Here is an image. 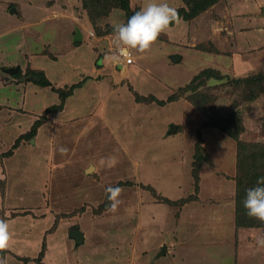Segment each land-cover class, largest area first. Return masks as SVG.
<instances>
[{"label": "rangeland", "instance_id": "374dc122", "mask_svg": "<svg viewBox=\"0 0 264 264\" xmlns=\"http://www.w3.org/2000/svg\"><path fill=\"white\" fill-rule=\"evenodd\" d=\"M55 1L67 2L13 0L15 15L0 0V34L18 24L0 38V218L13 233L0 257L7 264H264L256 244L264 222L235 210L237 141L201 124L204 111H233L242 125L237 139L264 144V78L253 99L245 79L264 74V0L244 1L259 7L242 21L217 0L182 21L183 44L162 33L149 51L130 50L133 63L118 71L113 25L125 15L116 0H85L88 12L73 0L91 29L79 41L69 29L80 25L76 16L42 18ZM130 1L140 9L148 2ZM98 55L100 63L108 57L91 79L101 91L84 82ZM9 65L18 70L1 69ZM206 68L210 75L199 76ZM57 89L68 91L63 105L48 111L60 103ZM108 186L123 189L116 212ZM211 226L217 231L207 233ZM75 228L85 237L78 246L68 235ZM162 245L169 253L156 256Z\"/></svg>", "mask_w": 264, "mask_h": 264}, {"label": "clouds", "instance_id": "9594fccd", "mask_svg": "<svg viewBox=\"0 0 264 264\" xmlns=\"http://www.w3.org/2000/svg\"><path fill=\"white\" fill-rule=\"evenodd\" d=\"M173 23L177 25L182 23V17L177 8L169 6L163 0H148L147 4L134 12L126 23L113 25V43L122 52L136 50L143 53L149 51L159 36L165 33ZM59 151L64 153L67 149L61 147ZM109 159L110 167L118 163L115 157ZM0 179H3V176H0ZM105 191L108 194V200L111 201L109 206L111 211L116 212L122 202L119 197L123 189L119 186H108ZM243 207L249 217L264 222V177L258 178L256 186L246 189ZM12 240L13 233L10 231L9 223L0 218V252L8 250ZM256 244L264 247V236H258ZM0 264H7L6 258L0 257Z\"/></svg>", "mask_w": 264, "mask_h": 264}, {"label": "trees", "instance_id": "16d2710c", "mask_svg": "<svg viewBox=\"0 0 264 264\" xmlns=\"http://www.w3.org/2000/svg\"><path fill=\"white\" fill-rule=\"evenodd\" d=\"M81 1L82 6L86 8L88 12L86 1ZM216 1L217 0H182L185 5L183 6V4H181L177 7V10L179 11V14L183 20H188L209 8ZM113 6H118L124 11L125 23L127 22V19L134 14V12L140 10V8H132L130 6L129 0H116V4H113ZM99 58L100 57L98 55L96 62L99 61ZM35 73L41 75L42 84H50L49 80L41 70L38 73L35 71ZM208 73L210 75L211 71L209 68H206L203 69L201 73H199V76ZM262 78H264V74L253 75L251 77L245 78L250 84L249 99L257 97L258 93H260V90H256L255 87L260 85L258 83L262 81ZM259 88L262 89V87ZM57 91L59 92L58 96L60 98V103L51 104L50 107L47 108L48 111L60 110L63 105V100L66 97L68 91L64 92L63 89H57ZM190 99L193 102L195 101L193 100V96H190ZM196 106L200 109L203 108L201 104H198V102ZM203 113L205 114V119H203L201 122L202 126H217L222 130H226L228 134H230V136L235 138L237 141V154L235 159L236 175L234 177L235 210L236 213H239V211L240 213L242 212L241 214L245 215V219L252 220L253 218L246 214V210L243 207V199L245 197L246 189L256 186L258 178L264 177V144L257 142H242L241 140L237 139V134L240 131L242 125L241 120L235 112L232 111L224 117L212 116V113H205V111ZM232 123H234L236 126L230 127ZM31 129L35 130L33 127ZM229 129L232 132H230Z\"/></svg>", "mask_w": 264, "mask_h": 264}, {"label": "crops", "instance_id": "0c3cea01", "mask_svg": "<svg viewBox=\"0 0 264 264\" xmlns=\"http://www.w3.org/2000/svg\"><path fill=\"white\" fill-rule=\"evenodd\" d=\"M9 1V3L10 4H3L4 5V8L2 9L3 10V12L5 13V14H15V15H17L18 14V8H20V6L19 5H16V4H13V3H11V2H13V0H8ZM247 1V0H226V2H227V4H226V10H227V15H228V17H230V18H239L241 21H242V18H246L247 16H248V11H250V9L252 8V9H254L255 10V7H259L257 4L256 5H254L253 4V7L250 5V6H248L249 5V3H250V0H248L246 3H248V5H246L245 4V2ZM73 3V0H67V2H65L64 4L63 3H58V2H53V3H51V5H50V8H46V9H44L45 10V12H44V15L45 16H42V18H45V19H52V18H50V17H53V18H56V17H59V16H76V18H77V21H79L78 23L80 24L79 26H77V22H76V20H74V21H72V23L70 24V31H74L73 32V35H74V33H75V28H78L79 30H80V32H81V36H82V40H83V38H84V35H83V30H85V29H87L86 31L87 32H89V30H91L90 29V27H88L87 28V24H88V26H90V23H89V21H88V17H86V20H84L83 19V16L85 15V14H83L82 16H79L80 14H82L81 12H80V14L79 13H76L77 15H75L74 14V11H75V7H74V4H72ZM76 3H77V5L78 6H80L81 7V10H85V8L82 6V1L81 0H76ZM50 4V3H49ZM5 5H6V7H5ZM14 5V6H13ZM130 5H133L132 4V2L130 1ZM8 6V7H7ZM14 7L15 9H16V11L15 12H10V11H8V8L9 7ZM251 7V8H250ZM224 9H222V12L221 13H223L224 14ZM198 17V16H197ZM247 20V19H246ZM245 20V21H246ZM182 21H186V20H183L182 19ZM228 21H229V23H230V25H232V26H235V20H229L228 19ZM248 21V20H247ZM246 21V22H247ZM76 22V23H75ZM189 23V22H188ZM18 24H14V25H11V26H8V25H5L4 26V31L5 32H7V33H1L0 34V38H1V36H4L5 34H8L9 32H11V30L13 29V28H16V26H17ZM184 24H182V23H180L179 25H177V24H175V23H173L172 25H170V27H169V29L167 30V32H165L166 33V38H167V40H169V41H171V42H174V43H178V42H180V45L181 44H183L184 42H183V40H182V38H183V34H184V26H183ZM231 26V27H232ZM57 27H58V25H57ZM53 28V27H52ZM178 29H179V31H178ZM94 36V35H93ZM95 37V36H94ZM104 42V41H103ZM199 42V41H198ZM99 43H101V42H99ZM105 43V42H104ZM104 43H103V45H104ZM47 45H49V43H46ZM112 44H114V43H112ZM45 45V44H44ZM192 45H193V43H192ZM241 45H243V44H241ZM179 46V45H178ZM99 47H101V45H99ZM2 50H4V49H2V47L0 48V51H2ZM100 51H102V50H99V52ZM138 56L140 55V53L138 52V54H137ZM179 55H180V58L182 57V55L180 54V52H179ZM100 57V56H99ZM111 57V56H110ZM103 59L104 60H102L101 61V63H100V60L98 61V63H95L94 62V65H95V67L93 68V74H90V75H88V77H84L85 78V80H84V78L82 79V80H84V82L85 81H87V79H88V81H91L90 82V85L88 86V87H90L91 88V86L92 87H94L95 89L97 88V90H99V91H101L102 89H104V87H103V85H102V83L100 84V87H97V86H95L96 85V83H93V81L91 80L92 79V77H95L96 75H98V74H101V73H103L104 71H105V68H107V63H108V57L105 59V57H103ZM0 60H1V54H0ZM118 61V60H117ZM133 62H131V63H129V64H132ZM129 64H123V63H121L120 65L118 64V63H116L115 64V66H116V68H117V71H118V68L120 67V68H127V66L129 67ZM0 66H3V63H0ZM9 66H14V65H9ZM16 66V65H15ZM6 68H8V66H5ZM6 68H1L3 71H7L6 70ZM8 72V71H7ZM6 72V73H7ZM48 79V78H47ZM50 81V80H49ZM74 88V87H73ZM72 88V89H73ZM92 89V88H91ZM100 107H102V109H101V111L102 112H104L105 114H106V112H107V110H108V108H107V106L105 105V104H100L99 105ZM98 106V107H99ZM170 123H172V122H169V125H170ZM163 126H164V124H163ZM176 128H177V126H176ZM162 129V128H161ZM169 132V131H168ZM232 181V183H233V180H231ZM233 185V184H232ZM233 190H234V185H233ZM210 197L211 198H214V197H212L211 195H210ZM231 200H232V205H233V199L231 198ZM213 225V224H212ZM213 230H216L217 231V227L216 228H213L212 226H211V229H209L208 230V232L207 233H209V231H213ZM84 234V233H83ZM210 237H212L211 235H209ZM205 238L207 239V237L205 236ZM84 239H85V237H84ZM212 241H210L212 244L217 240L216 239V237L214 236V237H212V239H211ZM84 242H85V240H84ZM83 242V243H84ZM216 244L218 243V241L217 242H215ZM163 246V245H162ZM164 247V246H163ZM161 248V247H160ZM160 250V249H159ZM169 249H167V251H166V249H165V247H164V252L162 253V254H159V255H163L165 252L167 253H169ZM159 252V251H158ZM157 252V253H158ZM158 254H156V256H159ZM155 258V257H154ZM156 259H158V258H155L154 260H156ZM194 261V264H196V261L195 260H193ZM192 261V262H193ZM174 262H176L175 260H174ZM154 263V262H153ZM190 263V262H189ZM177 264V263H176Z\"/></svg>", "mask_w": 264, "mask_h": 264}, {"label": "water", "instance_id": "95a60500", "mask_svg": "<svg viewBox=\"0 0 264 264\" xmlns=\"http://www.w3.org/2000/svg\"><path fill=\"white\" fill-rule=\"evenodd\" d=\"M10 12H15L16 9L14 7L10 8L9 10ZM82 36H81V32L78 28H75V33L73 35V40L74 41H79L81 40ZM171 58L172 60H177L180 58V55L179 54H172L171 55ZM120 65V64H119ZM6 70L9 72V73H14L18 70V67L17 66H10L8 68H6ZM34 78H36L37 80L40 78V76H33ZM176 128V125L174 123H171L170 124V127H169V132H172L174 131ZM68 235L74 239V245L75 246H78L79 244L83 243L84 242V234L82 232V230L78 229V228H75V229H72L69 231ZM164 252V247L161 246L159 252L157 253L158 255L159 254H162Z\"/></svg>", "mask_w": 264, "mask_h": 264}, {"label": "built area", "instance_id": "2783aa9c", "mask_svg": "<svg viewBox=\"0 0 264 264\" xmlns=\"http://www.w3.org/2000/svg\"><path fill=\"white\" fill-rule=\"evenodd\" d=\"M117 57H119L121 60L118 62V64H129L133 60V56L131 51L130 52H122L120 48L117 49Z\"/></svg>", "mask_w": 264, "mask_h": 264}, {"label": "bare ground", "instance_id": "6f19581e", "mask_svg": "<svg viewBox=\"0 0 264 264\" xmlns=\"http://www.w3.org/2000/svg\"><path fill=\"white\" fill-rule=\"evenodd\" d=\"M90 168V167H89Z\"/></svg>", "mask_w": 264, "mask_h": 264}]
</instances>
